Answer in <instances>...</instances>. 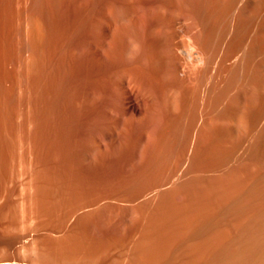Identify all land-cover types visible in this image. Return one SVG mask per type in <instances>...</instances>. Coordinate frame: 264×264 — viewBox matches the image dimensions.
I'll list each match as a JSON object with an SVG mask.
<instances>
[{"label": "rangeland", "instance_id": "obj_1", "mask_svg": "<svg viewBox=\"0 0 264 264\" xmlns=\"http://www.w3.org/2000/svg\"><path fill=\"white\" fill-rule=\"evenodd\" d=\"M115 1L118 2L117 10L124 14L122 17L120 12L118 13L120 28L124 25L122 28L126 32L119 40L118 49L123 45L124 49L120 48L121 52L118 51L117 57H108L102 64L100 62L103 75L92 74L94 77L91 78L89 74L84 75L87 74L84 67L89 58L85 57L83 49V38L86 35L83 14L80 16L84 6L82 0H0V262H261L262 253L257 252L260 247L252 245L264 240V194H261L264 192V162L261 163L264 160V75L255 103L248 99L249 94H242V87H235L226 94L228 97L223 96V101L218 106L220 109H215L217 114L213 111V117L217 118L211 124L213 127L222 122L235 124L236 117L245 112L243 120H248L246 123L260 126H256L254 130H219L220 126L217 124L219 129L209 130L210 123L207 124L201 119L198 109L192 111L195 106L186 108L184 101H181V105L185 106H179L178 109L166 105L169 102H166V99L174 96L171 93L166 94L167 86L172 82L167 72L164 73V70L167 71V64H163V72L159 75L164 73V77L167 74L168 85L163 83L165 81L162 79L165 77H156L160 80L151 79L147 89L145 85L138 86L136 82L135 87L133 73L138 69L133 70L132 67L138 66L137 62L143 58V51H138L141 49L138 42H134L137 45L133 47L135 50H130V42L136 41V38L138 40V35L141 36L139 20H144L148 13L145 19L147 21L154 17L161 20L163 16L169 19L172 15L175 16L176 22L180 19L178 27L187 28L192 24L188 15L208 16L206 12L214 9L212 1ZM149 2L168 3L166 6L170 11L165 9L163 14L160 10H154V4ZM119 3L123 8H119ZM193 3L195 9H192ZM148 4L153 5L148 7ZM38 7H41V10ZM123 9L126 14L122 12ZM262 9L255 22L252 23L250 17L249 44L257 40L255 37H261L258 39L263 49L259 52L258 60L263 65L259 63L264 74V6ZM249 12L250 10L247 13ZM183 17L188 19V22L184 21ZM230 18L232 17H227V21L222 23L225 28L222 24L219 28L228 31L224 23L232 25L234 18L232 21ZM214 19L215 17L213 23ZM134 20L137 22H133ZM237 25L238 19L234 21L235 31L231 32L232 28L230 29L232 37L228 36L229 39L236 34ZM260 26H263V30ZM151 27L148 25L147 29ZM40 28L43 29L42 32L39 31ZM220 31L217 32V38L218 33L222 36L226 33ZM149 32L150 36H153L148 34L151 40L158 42L159 32H156L158 35L155 31ZM163 34L159 42L165 41ZM189 37L188 34L182 35V40L179 38L178 41L184 40L182 43L188 44ZM124 40L126 43L122 44ZM38 52L41 55H38ZM180 55L181 58L185 57L182 60L189 61L186 53L181 52ZM114 60H117V63ZM93 61L94 67L98 65L97 61ZM232 62L234 60L230 61L229 65ZM117 67L120 68L118 72ZM114 68L115 73L112 71ZM130 68L134 71L131 75L133 83L130 84L132 83L133 90H139L134 93L140 103V113L123 111L127 106L125 99L128 100V97L120 90H123L125 76H130L127 74ZM123 72H126V75L122 74ZM86 77L91 80L88 78L87 81ZM223 77L222 81V77L218 80L223 82L227 79L226 75ZM218 80L214 86L216 89H213L214 93L220 90L217 87L220 84ZM88 84L95 88L94 91L100 90L99 94L95 92L96 96H99L97 100H93L95 103L86 101ZM161 84L166 86L167 91ZM98 86H101L100 89H97ZM159 86L166 92L163 90L162 93ZM181 98L184 100V95ZM238 100L241 103H237ZM117 111L118 114L114 115ZM95 124H100L106 129L110 127V130H97ZM106 124L109 127H106ZM110 125L114 126V129H111ZM195 125L202 128L196 127V130H193ZM249 221H252V224ZM248 227H252L250 231ZM249 245L252 246L251 249ZM248 249L255 250L254 253L251 252L252 255L257 252L255 255H259L258 257L252 256L257 261L251 259Z\"/></svg>", "mask_w": 264, "mask_h": 264}, {"label": "bare ground", "instance_id": "obj_2", "mask_svg": "<svg viewBox=\"0 0 264 264\" xmlns=\"http://www.w3.org/2000/svg\"><path fill=\"white\" fill-rule=\"evenodd\" d=\"M39 1V0H38ZM41 1V0H40ZM58 1V0H57ZM78 1V0H77ZM83 1V7H82V11H81V17H82V14H83V25H85V37L83 39H85V42L83 43L84 44V53L85 54V57L87 56L88 58V62L85 63L86 64V72L87 74L84 73V75H88L92 78L93 75H98V76H101L102 74V70L100 68L103 62V60H105L106 58L110 57V59H112L111 57H117V55L119 54L118 51H120V48L123 47L124 49V45L121 46L119 49H118V46L119 45V40L120 38H122L124 36V34L126 33L125 30L123 29L124 25L120 28V25H119V18H120V14L121 12L117 10V5H118V2L115 1V0H112L110 2V0H108L109 2H106L104 0H82ZM103 1V2H102ZM119 1V0H118ZM126 1V0H125ZM134 1V0H133ZM146 1V0H145ZM163 1V0H162ZM167 1V0H166ZM170 1V0H169ZM168 1V2H169ZM173 1H177V0H173ZM191 1V0H189ZM188 1V2H189ZM205 1V0H204ZM203 1V2H204ZM212 1V5H210V7L212 6L214 9H212L211 11H207L209 12H206V14L208 16H200V15H197V16H200L197 17V16H190L188 15L189 17V22L191 21L192 24H190L191 26L189 27V25L187 26V28H183V26H179L180 23V19L177 20V23L176 22V18L175 16L173 17L171 15V18L167 19V18H164L163 14L165 13V9L166 10H169L167 8V4L162 2V3H155L154 2H149L150 4L153 3V9H157V10H160L163 14L161 15V13H159L161 16H163V18L158 19L156 20L155 17L154 19L150 18L149 21L145 20L146 19V16L149 15L148 11L151 9H148L145 10L147 11L148 15L144 16L145 19L143 20H139V23H140V27H141V31H142V34L141 36L138 35V40L136 38V41L133 40V42L131 41L130 42V45H131V49L130 50H133L134 48L133 47H137L136 44L140 43V45H138L139 48H141L140 50L138 51H143L142 53V59L140 61L136 62L138 63V66L135 65L133 68V70H137V72L135 71H131L132 68H130L129 72L128 70H126V72H128L127 74L130 75V76H125V82H123V90H120L122 91L123 93H126L127 97H128V100H126L125 96L123 99H125V103L127 104V106L125 107L124 104H122L125 109H123V111L125 110L127 113H140L141 111V108H140V103L138 102V99H137V96H136V93H134V91L136 90H133L132 88V83H133V80L131 79V75L133 73V79L134 80V85L135 87L138 85V86H142V85H145V89H147L146 86H149L150 82H151V79L154 81L155 79L157 80L156 77H163L164 73L167 72V74L169 75L168 78L172 79V82H170V84L168 85V78L166 79L167 77V74H165V80L162 79L164 84L166 83V80H168V82L165 84V85H168L167 86V90L165 89V85H162V81H161V85L164 86V89L167 91H165L164 89H160L161 86H159V89L160 91L163 93V90H164V93L166 92L167 93H171L173 94L174 96L170 97V99H166V102L167 100H169V102H165L166 105H168L170 108H179V106H185L186 105V108L188 106V108L191 106H195V108H192L194 110L192 111H195L198 109V112H199V116L201 117V119H203V121H206V123H210L208 124V128L209 130H216V129H219L217 128V124H215L216 126L213 127V122L215 120V118H217L216 116L213 117V111H215V109H218L219 105L221 104V102L223 101L222 98H224L223 96H225L230 90L232 89H235V87L238 89L240 87H242V94H244V96H248L249 94V97L248 99L250 98L251 99V103H255V98L257 100V94L259 93L258 90H259V87L260 84H261V80L263 79L262 74L263 70H261L260 66L262 65L259 60H258V56H259V52L260 50H262L263 48H261V41L259 39H261V37H255L257 40L254 41V43L250 42L251 44H249V39H251V36H249V33H250V26H249V23L251 24V19H252V23L253 21L255 20V18H258L259 14L261 13V9H262V5L264 2L263 0H210ZM120 2V1H119ZM122 2V0H121ZM129 2V1H128ZM142 2V1H141ZM193 2V1H192ZM198 2V1H197ZM208 2V1H207ZM44 3V1H43ZM60 3V2H59ZM58 3V4H59ZM76 3V2H75ZM81 3V1L79 2ZM78 3V5H79ZM145 3V2H143ZM142 3V4H143ZM171 3H174L171 1ZM199 3V2H198ZM41 4V3H40ZM39 4V5H40ZM81 4V5H82ZM125 4V2H124ZM129 4H132V3H129ZM128 4V5H129ZM165 4V5H164ZM177 4V3H176ZM191 4V3H190ZM199 4H202L201 2ZM38 5V3H37ZM75 5V4H74ZM77 5V4H76ZM126 5V4H125ZM144 5V4H143ZM141 5V6H143ZM152 5H147L148 7ZM171 5V4H170ZM193 7H194V3L192 4ZM209 5V4H208ZM59 6V5H58ZM80 6V5H79ZM155 6V7H154ZM198 6V5H197ZM42 7V6H41ZM41 7L39 8V10H41ZM81 7V6H80ZM123 6L120 5L119 3V8ZM145 7V6H144ZM191 7V6H190ZM206 7V6H204ZM60 8V7H59ZM79 8V7H78ZM121 8V9H122ZM142 8V7H141ZM173 8H174V5H173ZM176 8V7H175ZM202 8V7H201ZM207 8V7H206ZM76 9V8H75ZM127 9V8H126ZM152 9V10H153ZM192 9H195L192 8ZM211 9V8H210ZM249 14L247 13L249 10ZM151 10V11H152ZM203 10V8L201 9ZM247 10V11H246ZM263 10V9H262ZM79 11V10H78ZM124 11V9L122 10V12ZM138 11V9H137ZM176 11V10H175ZM196 11V10H195ZM199 11V10H197ZM83 12V13H82ZM120 12V14H118ZM126 12V11H125ZM123 12V13H125ZM134 12V11H133ZM156 12V11H155ZM173 12V10L171 11ZM202 12V11H201ZM211 12V14H210ZM264 12V11H263ZM130 13V12H129ZM136 13V12H135ZM152 13V12H151ZM150 13V14H151ZM154 13V12H153ZM158 13V12H157ZM167 13V11H166ZM197 13V12H196ZM41 14V12H40ZM126 14V13H125ZM168 14V13H167ZM171 14V13H169ZM175 14V13H174ZM173 14V15H174ZM195 14V13H193ZM76 15V14H75ZM78 15V13H77ZM124 15V14H121V16ZM153 15H156V14H153ZM176 15V14H175ZM196 15V14H195ZM202 15V14H201ZM211 15V16H209ZM262 15V14H261ZM264 15V14H263ZM40 16V15H39ZM140 16V15H139ZM79 17V16H78ZM76 16V18H78ZM123 17V16H122ZM136 17H137V14H136ZM166 17V16H165ZM169 17V16H167ZM191 17V18H190ZM215 17L214 19V23H213V18ZM227 17H232L230 18L233 19V23L232 25L228 22L227 23H224V25L226 24L227 27L226 29L228 31H223V29H220L219 26L220 24H222L223 22H226L227 20ZM251 17V19H250ZM125 18V17H124ZM122 18V19H124ZM141 18V17H140ZM143 18V17H142ZM158 18V17H157ZM181 18V17H180ZM250 20H249V19ZM260 18V17H259ZM82 19V18H80ZM127 19V17H126ZM229 19V18H228ZM236 19V20H235ZM238 19V25H237V28H236V34L233 35V38L232 39H229L228 36L230 37V33L235 29L234 27V21H237ZM39 20V19H38ZM42 20V19H41ZM183 20L187 21L188 19H185V17H183ZM226 20V21H225ZM229 20V22H230ZM261 20V19H260ZM40 21V20H39ZM124 21H127V20H124ZM136 20H134L133 22H135ZM151 21V22H150ZM232 21V20H231ZM262 21V20H261ZM80 22H82L80 20ZM122 22V21H121ZM137 22V21H136ZM135 22V23H136ZM183 22V21H182ZM188 22V21H187ZM185 22V23H187ZM255 22V21H254ZM260 22V21H259ZM42 23V22H40ZM38 22V24H40ZM137 23V25L139 24ZM152 25H151V24ZM237 23V22H236ZM257 23V22H256ZM43 24V23H42ZM122 24H124L122 22ZM188 24V23H187ZM262 24V23H260ZM82 25V26H83ZM148 25L152 26L151 28H148ZM183 25V23H182ZM225 25V26H226ZM229 25V26H228ZM264 25V24H262ZM40 26V25H39ZM128 26V25H126ZM258 26V25H257ZM256 26V27H257ZM136 27V26H135ZM134 27V28H135ZM222 27L225 28L222 24ZM221 27V28H222ZM250 27V28H249ZM262 27L261 30H263V26H260ZM84 28V27H82ZM129 28V27H127ZM126 28V29H127ZM137 28V27H136ZM139 28V27H138ZM219 28V29H218ZM232 28L231 32H230V29ZM234 28V29H233ZM225 29V30H226ZM43 29H39V31ZM84 30V29H83ZM139 30V29H138ZM155 31L156 32H159V35H160V39L161 38V35L163 34V37H165V41L163 39L164 42H159L161 41L160 39L156 42L151 40L152 38H150V32L149 31ZM219 30L226 32L223 34V36L219 34V38H220V35L222 36L220 39L217 38V32ZM253 30V29H252ZM251 30V31H252ZM257 30V28L255 29ZM220 31V32H221ZM235 31V30H234ZM233 31V32H234ZM161 32V34H160ZM256 32V31H255ZM258 32V31H257ZM260 32V31H259ZM39 32H37L38 34ZM130 33V32H129ZM140 33V32H139ZM188 34V37L190 38V42L188 43L187 40L186 42L188 44H186L184 42V44L180 41H178V39L182 36V35H185V34ZM254 33V32H253ZM149 34V36H148ZM152 34V32H151ZM157 34V33H156ZM233 34V33H232ZM259 34V33H258ZM128 35V34H127ZM132 35V34H131ZM135 35V34H134ZM158 35V34H157ZM40 36V35H39ZM126 36V35H125ZM133 36V35H132ZM156 36V35H155ZM154 36V37H155ZM257 36V35H256ZM44 37V36H42ZM131 37V36H130ZM153 37V36H152ZM157 37V36H156ZM232 37V36H231ZM230 37V38H231ZM127 38V37H126ZM125 38V39H126ZM150 38V39H149ZM259 38V39H258ZM44 39V38H43ZM131 39V38H130ZM134 39V38H133ZM181 39V38H180ZM182 39H184V37H182ZM181 39V40H182ZM187 39V38H186ZM219 39V40H218ZM41 40V38H40ZM253 40V39H252ZM251 40V41H252ZM255 40V39H254ZM38 41H39V38H38ZM130 41V40H129ZM123 43L122 44H125V40L122 41ZM136 44H135V43ZM138 42V43H137ZM264 42V41H262ZM38 43H41V42H38ZM43 44V43H42ZM40 44V45H42ZM142 44V45H141ZM39 46V45H38ZM44 46V45H43ZM42 47V46H41ZM39 47V48H41ZM125 47H128V46H125ZM38 48V49H39ZM133 48V49H132ZM139 48H136V49H139ZM261 48V49H260ZM143 49V50H142ZM43 50V49H42ZM81 50V49H80ZM135 50V49H134ZM137 51V52H138ZM121 52V51H120ZM124 52H127V51H124ZM123 52V54H124ZM136 52V53H137ZM186 53L185 56H188L187 60L189 59V61H185L182 60L184 58H181L182 56L180 55V53ZM83 53V52H82ZM118 53V54H117ZM140 53V52H139ZM43 54V53H42ZM128 54V53H127ZM264 54V52H263ZM38 55H41V53L39 54L38 52ZM83 55V54H82ZM122 55V54H121ZM135 55V54H134ZM137 55V54H136ZM139 55V54H138ZM164 56L166 59H164ZM122 57H124V55H122ZM134 57V56H133ZM42 58V57H41ZM109 59V58H108ZM129 59V58H128ZM134 59H137V58H134ZM42 60V59H40ZM86 60V59H85ZM97 61L96 64L98 65H94L92 64L94 61ZM125 60V59H124ZM133 60V59H132ZM167 60V61H166ZM231 63V65H229L230 61H233ZM264 60V59H263ZM115 61V60H114ZM117 61V60H116ZM115 61V62H116ZM129 61V60H128ZM85 62V61H83ZM112 62V61H111ZM123 62V60H122ZM122 62L120 63L122 65ZM127 62V60H126ZM165 62V63H164ZM95 63V62H94ZM113 63V62H112ZM117 63V62H116ZM136 63V64H137ZM259 63L261 64L259 66ZM132 64V63H131ZM149 64V66H147ZM163 64L164 66H166L165 64H167V68L164 67V69L166 68V70H164V73L163 75H159V74H162L163 70ZM84 65V64H83ZM118 65V64H117ZM127 65V64H126ZM126 65L125 68H126ZM158 65V67L156 68V66ZM98 66V67H96ZM113 66V65H111ZM132 66V65H131ZM263 66V65H262ZM143 67H147V69L143 68ZM116 68V67H115ZM115 68L112 70L114 73H115ZM118 68V67H117ZM263 68V67H262ZM103 69V68H102ZM120 68L116 69L117 72ZM127 69V68H126ZM159 69V70H158ZM85 71V70H84ZM110 71V70H109ZM121 71V70H120ZM124 71V70H123ZM162 71V72H161ZM126 72H123L122 74H125L126 75ZM131 72V74H130ZM225 73V74H224ZM227 73V74H226ZM93 74V75H92ZM118 74V73H117ZM158 74V75H157ZM226 75L225 78H227L225 81L223 82H220L221 79H223L224 75ZM103 75V74H102ZM157 75V76H156ZM119 76H122L119 74ZM124 76V75H123ZM90 77H88L90 79ZM94 77V76H93ZM112 77V76H111ZM118 77V76H117ZM155 77V78H154ZM222 77V78H220ZM88 78L86 77V80L88 81ZM104 78V77H103ZM113 78V77H112ZM122 78V77H121ZM220 78V80H218ZM102 79V78H101ZM111 79V78H110ZM115 79V78H114ZM91 80V79H90ZM94 80V79H93ZM92 80V81H93ZM96 80V78H95ZM99 80V79H98ZM117 80V79H116ZM122 80V79H121ZM132 80V81H130ZM160 80V78L158 79ZM157 80V81H158ZM174 80V81H173ZM216 80H218V82H220V84H224V85H218L217 87L220 88V90H216V93L215 90L213 89H216ZM103 81V79H102ZM112 81H114L112 79ZM120 81V79L118 80ZM157 81H156V84H157ZM222 81V80H221ZM90 82V81H89ZM89 82H86L89 83ZM95 82V81H93ZM130 82H132L130 84ZM136 82V84H135ZM92 83V82H90ZM97 83V82H96ZM109 83V82H108ZM113 82H111L112 84ZM119 83V82H118ZM263 83V82H262ZM98 84V83H97ZM102 84V82H101ZM110 84V85H111ZM116 84V82H115ZM122 84V83H121ZM159 84V83H158ZM89 85V86H88ZM86 86H88V88L86 87L87 91H86V101L88 103H95L96 101H93L95 98L96 100L98 99L99 96H96V93L99 94L98 92L100 91H94L93 87L91 84H88ZM100 85V84H99ZM109 85V86H110ZM131 85V86H130ZM91 86V87H90ZM94 86V85H93ZM97 86V85H96ZM117 87V85H115ZM155 86V84H154ZM157 86V85H156ZM238 86V87H237ZM101 87V86H100ZM100 87L98 86L97 89H100ZM144 87H142L143 90ZM153 85L151 83V86H150V89H152ZM262 87H263V84H262ZM244 88V89H243ZM110 89H111V86H110ZM117 89H119V87H117ZM141 89V90H142ZM149 87H148V91L149 92ZM158 89V87H157ZM156 89V90H157ZM116 90V89H114ZM155 90V87L154 89ZM152 90V91H153ZM246 90V91H245ZM112 91V89H111ZM136 91H139V90H136ZM151 91V93H152ZM159 91V93H161ZM236 91V90H235ZM238 91V90H237ZM260 91V90H259ZM96 92V93H95ZM116 92V91H115ZM155 92V91H154ZM251 92V93H250ZM114 93V92H113ZM119 93V92H118ZM158 93V94H159ZM236 93V92H235ZM234 93V94H235ZM116 94V93H115ZM184 95V100H181ZM241 92H240V95H242ZM263 94V93H262ZM122 95V94H121ZM153 95V94H152ZM151 95V96H152ZM155 95V93H154ZM160 95V94H159ZM162 95V94H161ZM168 95V94H167ZM182 95V96H181ZM117 96V95H116ZM119 96V95H118ZM165 96V95H163ZM227 96V95H226ZM232 96V95H230ZM239 96V95H238ZM263 96V95H262ZM261 96V97H262ZM161 97V96H160ZM167 97V96H166ZM165 97V98H166ZM168 97V98H169ZM228 97V96H227ZM235 97V96H233ZM162 98V97H161ZM241 98V97H240ZM247 99V97H245ZM263 98V97H262ZM261 98V99H262ZM239 99V98H238ZM244 99V98H243ZM259 99V98H258ZM260 99V100H261ZM226 100V99H224ZM259 100V102H260ZM120 101V100H119ZM128 101V102H127ZM181 101H184L185 102V105H181ZM229 101V100H228ZM227 101V102H228ZM234 101V100H233ZM232 101V102H233ZM248 101V100H247ZM250 101V100H249ZM248 101V102H249ZM164 102V101H163ZM240 101L238 100L237 103H239ZM258 102V101H257ZM262 102V101H261ZM122 103V102H121ZM124 103V102H123ZM241 103V102H240ZM247 103V102H246ZM250 103V104H251ZM119 104V103H117ZM116 104V105H117ZM233 104V103H232ZM248 103V105H250ZM262 104V103H261ZM121 105V107H122ZM118 106V105H117ZM167 106V107H168ZM237 105H235L236 107ZM239 106V105H238ZM247 106V105H246ZM254 106V105H253ZM258 106V105H257ZM123 107V108H124ZM168 107V108H169ZM218 107V108H217ZM234 107V106H233ZM241 107V106H240ZM256 107V106H255ZM262 107V106H261ZM182 108H185V107H182ZM224 108V107H223ZM231 108V107H230ZM251 108V107H250ZM260 108V107H259ZM263 108V107H262ZM121 109V108H120ZM171 109V110H173ZM220 109V108H219ZM226 109V108H225ZM235 109V108H234ZM238 109V107H237ZM242 109V108H241ZM240 109V110H241ZM253 109V108H252ZM255 109V108H254ZM264 109V108H263ZM169 110V109H168ZM188 110H191V109H188ZM231 110V109H230ZM245 110V109H244ZM251 110V109H250ZM256 110V109H255ZM262 110V109H261ZM116 110H114L115 112ZM120 111V110H119ZM117 113H114V115L118 114ZM176 111V110H175ZM219 111V110H218ZM229 111V109H228ZM238 111V110H237ZM243 111V109H242ZM249 111V110H248ZM180 112V110L178 111ZM216 112V111H215ZM223 112V110H222ZM221 112V114H222ZM227 112V111H226ZM258 112V110L256 111V113ZM263 112V111H262ZM123 113V112H122ZM171 113V112H170ZM174 113V111H173ZM187 113V112H186ZM190 113V112H189ZM197 113V112H196ZM229 113V112H228ZM233 113V112H231ZM235 113V111H234ZM233 113V114H234ZM237 113V112H236ZM245 112H242L239 114V116L237 115H234V116H237L236 117V123L234 124H230V123H220L218 124L220 126V129L219 130H226V129H232V130H254L256 129V126H260V125H255L254 123L251 124V120L249 121L250 123H246L248 122V120H243V116L245 114H243ZM253 113L254 110H253ZM121 114V113H119ZM126 114V113H125ZM178 114V113H177ZM217 114V112H216ZM220 115V113H218ZM238 114V113H237ZM243 114V115H242ZM249 114V113H248ZM264 114V113H263ZM122 115V114H121ZM129 115V114H128ZM194 115V113H193ZM197 115V114H196ZM224 115H226L224 113ZM223 115V116H224ZM259 115V114H258ZM124 116V115H123ZM133 116V115H132ZM180 116V114H179ZM181 116H182V112H181ZM185 116V115H184ZM190 116V115H189ZM218 116V115H217ZM229 116V115H228ZM227 116V117H228ZM233 116V115H232ZM247 116V115H246ZM119 117V116H118ZM122 117V116H121ZM135 117V116H134ZM219 117V116H218ZM245 117V116H244ZM248 117V116H247ZM256 117V116H255ZM254 117V118H255ZM258 117V116H257ZM180 118V117H179ZM182 118V117H181ZM197 118V117H196ZM230 118V116H229ZM191 119V118H190ZM225 119V118H224ZM223 119V120H224ZM261 119V118H260ZM264 120V117L262 118ZM118 120V118H117ZM121 120V119H120ZM164 120V119H163ZM185 120V119H183ZM182 120V121H183ZM188 120V118H187ZM194 120V119H193ZM220 120V119H218ZM254 120V119H253ZM258 120V119H257ZM181 121V119H180ZM179 121V122H180ZM195 121V120H194ZM198 120H196L197 122ZM222 121V120H221ZM220 121V122H221ZM108 122V121H107ZM121 122V121H120ZM162 122V121H161ZM202 122V121H201ZM232 122V120H231ZM255 122V121H254ZM99 123V122H98ZM109 123V122H108ZM116 123H118L116 121ZM122 123V122H121ZM191 123V122H190ZM198 123V122H197ZM196 123V124H197ZM260 123V122H259ZM97 124V122H96ZM96 128L97 130H108L110 127L109 125L107 126L106 124V127H109L108 129H106L105 127L101 126L100 124L96 125ZM105 124V123H104ZM110 124V123H109ZM125 124V123H124ZM200 124V123H199ZM258 124V123H256ZM103 125V124H102ZM117 125V124H116ZM119 125V124H118ZM117 125V126H118ZM121 125V124H120ZM162 125V123H161ZM203 125V124H202ZM205 125V124H204ZM112 126V125H110ZM198 126V125H197ZM196 125L193 127L194 129L193 130H196L195 128L197 127ZM160 127V126H159ZM179 127V126H178ZM187 127V126H186ZM189 127V126H188ZM94 128V127H93ZM121 128V127H120ZM198 128V127H197ZM199 128H202V126ZM198 128V129H199ZM111 129H114V126L111 127ZM116 129V128H115ZM118 129V128H117ZM183 129V128H182ZM204 129V128H203ZM259 129V128H258ZM262 129V128H261ZM110 130V129H109ZM190 130V129H189ZM201 130V129H200ZM263 130V129H262ZM155 136V135H154ZM154 154V152H153ZM264 155V154H263ZM264 160H262L261 163H263ZM264 165V164H263ZM264 168V166H263ZM262 168V170H263ZM264 171H262L263 173ZM253 177V176H252ZM256 177V176H254ZM251 178V177H250ZM258 178V177H257ZM263 178V177H262ZM252 179V178H251ZM256 179V178H255ZM254 180V179H253ZM252 180V181H253ZM261 180V179H260ZM263 180V179H262ZM252 181H250V183H252ZM257 181V180H255ZM249 182V181H248ZM249 183V184H250ZM256 183V182H254ZM253 184V183H252ZM260 184V183H258ZM256 184V186L258 185ZM264 184V183H263ZM262 184V185H263ZM251 185V184H250ZM247 187V186H246ZM261 188V186H259ZM251 189V188H250ZM253 189V188H252ZM259 189V188H258ZM262 190V189H261ZM248 191V190H247ZM251 191V190H250ZM250 193V192H248ZM252 193V192H251ZM256 193V192H254ZM261 193V191H260ZM261 194H264L261 193ZM249 196V194H247ZM255 195V194H254ZM253 195V196H254ZM260 195V194H259ZM261 196V195H260ZM254 199V197H253ZM261 199V198H260ZM252 200V199H251ZM256 201V200H255ZM260 202V201H258ZM264 202V201H263ZM262 203V202H261ZM262 209V208H261ZM261 213V212H260ZM262 215V213H261ZM259 217V216H258ZM253 218V217H252ZM254 219V218H253ZM257 219V217H256ZM263 219V217H262ZM252 220V219H251ZM264 220V219H263ZM250 224H252V221H249ZM260 223V222H259ZM254 225V224H253ZM253 225H249V226H253ZM264 225V224H262ZM247 226V225H246ZM252 228V227H251ZM251 228H247L248 230L251 229ZM260 228V227H259ZM262 229V228H261ZM264 229V228H263ZM247 232V230H245ZM250 231V230H249ZM248 231V232H249ZM260 231V230H259ZM251 233V232H250ZM253 233V232H252ZM263 233V232H262ZM264 234V233H263ZM246 235V234H245ZM252 236V235H251ZM263 236V235H262ZM264 237V236H263ZM262 237V238H263ZM248 238V236L246 237V239ZM251 238V237H250ZM261 238V237H260ZM261 238V239H262ZM250 240V239H249ZM257 240V239H256ZM259 241V239H258ZM257 241V242H258ZM256 242V241H255ZM260 242V244H258ZM257 244L259 246H257V244H254L252 246H256L257 248H259L260 250L257 249V252H261L262 253V258L261 259V262H260V258H258L259 260V263L260 264H264V240H261L259 241ZM251 243V242H250ZM249 243V244H250ZM252 244V243H251ZM251 245H249L250 247ZM251 246V247H252ZM251 247L249 249H251ZM27 248V247H25ZM255 248V247H253ZM248 249V251H249ZM34 251V250H33ZM253 251V252H252ZM252 251H249L250 253V257L251 259L253 258L252 256V253H254V249H252ZM252 252V253H251ZM248 253V255H249ZM259 254V253H258ZM256 257H258L259 255H255ZM254 256V257H255ZM246 257V256H245ZM249 257V256H248ZM255 257V258H256ZM249 259V258H247ZM254 259V258H253ZM246 260V259H245ZM257 261V259H254ZM249 261V260H248ZM252 262V260L250 261ZM249 262V263H250ZM255 262V261H254ZM248 263V264H249ZM257 264H259L258 262H255ZM0 264H10V262H4V263H1ZM253 264V263H251Z\"/></svg>", "mask_w": 264, "mask_h": 264}]
</instances>
